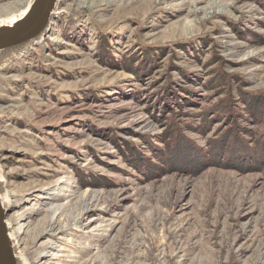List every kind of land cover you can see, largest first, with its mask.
<instances>
[{
    "label": "rangeland",
    "instance_id": "obj_1",
    "mask_svg": "<svg viewBox=\"0 0 264 264\" xmlns=\"http://www.w3.org/2000/svg\"><path fill=\"white\" fill-rule=\"evenodd\" d=\"M27 2L0 0V17ZM57 9L42 38L0 66L6 218L28 263L264 264V159L224 163L223 140L234 131L232 152H243L236 121L253 128L245 101L264 93V0ZM222 99L223 113L208 112ZM173 110L194 122L208 112L206 131L183 133L203 150L220 138V155L181 168L183 151L175 169L135 168L127 146L149 155L147 142L164 145ZM227 111L240 114L235 129Z\"/></svg>",
    "mask_w": 264,
    "mask_h": 264
},
{
    "label": "trees",
    "instance_id": "obj_2",
    "mask_svg": "<svg viewBox=\"0 0 264 264\" xmlns=\"http://www.w3.org/2000/svg\"><path fill=\"white\" fill-rule=\"evenodd\" d=\"M246 33V31L244 32ZM138 60L137 58H129L130 64L133 63V61ZM144 63V62H143ZM175 88L171 86H167L164 88V92L166 93H175ZM188 100V99H186ZM178 102V101H177ZM247 103L246 105V114L244 117H247L250 115L252 117V122L254 123V127H247L246 125L242 123L243 121L237 120L238 115L232 116L229 111L226 113L230 114L229 119L227 116L225 117L227 120H231L233 123V120L236 121V123H239L237 129L242 130L245 132V136H242V147H245L244 150L240 149L243 152H232L233 149H236V143L235 139L236 133L233 134L234 131L230 133H224L223 134V140L230 138L232 141V145L230 146V150L228 149L226 153V158L228 161H225L224 163H234L239 165L243 169L247 168H254L258 166L257 164L260 163V161H263L264 158V93H255L254 96H251L249 99H246L245 101ZM179 104V103H178ZM164 105V104H162ZM219 105V106H217ZM217 105L211 107L208 112H215L216 116L219 112L223 113L221 108L224 105V99H222V102H219ZM217 106V107H216ZM207 112V113H208ZM241 112V111H240ZM177 112L174 110L171 112H168L166 114V126H167V133H166V139L164 137V145L159 146L156 145V143L149 141L147 142V148L150 151V154H146L142 150L134 149V147L128 148L127 155L129 158L131 157V161L135 165V168L139 170H148L150 173H161L163 170L167 171L172 168L179 167V163L183 161V157H181V153L184 151L185 155V163L183 165H180L181 168L190 167L193 165V162L195 163L197 160L202 161L203 160V153L208 156H216L218 152L221 150V145H217V141L220 140V138H217L215 141V145H211L207 149L203 150L202 147H200L198 144H196L190 137H187L184 135L183 130L188 129V127H195L198 129H202V131H206V127L211 124V119L207 117L206 112H201L203 116L201 119L197 122L192 121L191 119H183L179 118L177 119L175 117ZM235 125L233 123V127L235 129ZM242 125V126H240ZM241 133V132H240ZM225 136V137H224ZM186 137V138H185ZM232 137V139H231ZM218 144L219 141H218ZM227 147V146H226ZM225 150V148H224ZM239 150V151H240ZM245 152V153H244ZM258 154L260 152L261 158L258 157L257 159L251 158L252 155H249L250 153ZM229 153L232 154V156L229 155ZM220 155V154H218ZM259 155V156H260ZM230 156V158H228ZM219 158V157H218ZM248 158V159H247ZM196 160V161H194ZM179 161V163H178ZM232 161V162H230ZM203 162H206L204 160ZM94 178V177H93Z\"/></svg>",
    "mask_w": 264,
    "mask_h": 264
},
{
    "label": "water",
    "instance_id": "obj_3",
    "mask_svg": "<svg viewBox=\"0 0 264 264\" xmlns=\"http://www.w3.org/2000/svg\"><path fill=\"white\" fill-rule=\"evenodd\" d=\"M58 1L28 0L24 8L0 17V66L42 38L61 13ZM4 185L0 171V264H29L6 218L9 200Z\"/></svg>",
    "mask_w": 264,
    "mask_h": 264
},
{
    "label": "bare ground",
    "instance_id": "obj_4",
    "mask_svg": "<svg viewBox=\"0 0 264 264\" xmlns=\"http://www.w3.org/2000/svg\"><path fill=\"white\" fill-rule=\"evenodd\" d=\"M19 11V10H18ZM14 12H16V11H14ZM14 12H12V13H14ZM12 13H10V14H12Z\"/></svg>",
    "mask_w": 264,
    "mask_h": 264
}]
</instances>
